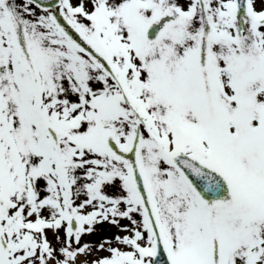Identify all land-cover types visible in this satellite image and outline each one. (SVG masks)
<instances>
[{"label":"snow or ice","instance_id":"6c2138e0","mask_svg":"<svg viewBox=\"0 0 264 264\" xmlns=\"http://www.w3.org/2000/svg\"><path fill=\"white\" fill-rule=\"evenodd\" d=\"M0 264H264V0H0Z\"/></svg>","mask_w":264,"mask_h":264}]
</instances>
